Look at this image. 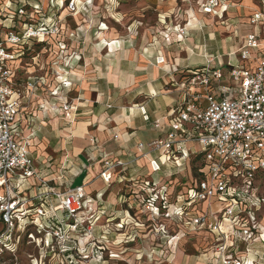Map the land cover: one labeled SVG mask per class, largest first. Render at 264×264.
<instances>
[{
    "label": "crops",
    "instance_id": "0c3cea01",
    "mask_svg": "<svg viewBox=\"0 0 264 264\" xmlns=\"http://www.w3.org/2000/svg\"><path fill=\"white\" fill-rule=\"evenodd\" d=\"M142 2L145 9H154L150 13L153 22L136 18L122 32L102 26L98 30L101 42H91L86 34V42L78 50L80 60L67 56L65 69L58 71L68 83L66 89L60 85L57 95L51 91L38 95L36 85L25 92L17 137L31 140L35 174L19 186L17 197L32 193L30 200L36 203L29 201L30 205L38 204L34 197L41 180H45L54 191L83 185L89 199L87 213L95 207L118 213L126 201L131 209L145 207V189L152 180L161 186L183 171L162 166L161 171L153 173L150 159L158 152H151L148 144L165 136V124L171 110L183 99L182 82L189 72L206 65L209 58L211 66L225 70L239 63L256 65L259 50L252 51L250 60H243L240 50L248 34L257 32L264 37V21L248 24L240 34L230 27L218 30L216 18L226 9L222 5L217 14H208L199 6L195 10L194 0ZM175 25L184 27L185 36ZM219 33L223 43L216 45L213 42L219 41ZM157 57L164 61L158 62ZM23 61L16 62L20 73L17 83L25 82L36 71L35 66L31 71L32 65H24ZM58 84L56 81L54 87ZM37 98L45 111L49 109L51 118H45L44 110L37 113ZM58 100L71 106L64 120L57 114L58 104H63ZM141 107L150 120L143 118ZM156 119H162V129L154 127ZM108 159L120 160L121 164L115 165L111 179L105 180L102 172ZM29 184L36 187L26 193L24 190L31 188ZM52 204L57 206V200Z\"/></svg>",
    "mask_w": 264,
    "mask_h": 264
},
{
    "label": "built area",
    "instance_id": "2783aa9c",
    "mask_svg": "<svg viewBox=\"0 0 264 264\" xmlns=\"http://www.w3.org/2000/svg\"><path fill=\"white\" fill-rule=\"evenodd\" d=\"M220 1L204 0L203 10L217 14ZM34 6L37 9V4ZM18 13L20 17L28 16L22 6ZM15 15L12 12L5 19ZM261 21L264 10L255 12L250 19L252 25ZM23 26L19 33L15 26L0 23V187L7 191L0 220L10 228L15 221L27 223L29 219L41 233L58 210L67 220L74 219L75 226L81 213L88 209L89 199L83 185L54 191L45 180H41L44 188L34 197L37 205L12 196L14 188L35 174L30 139H19L17 133L22 99L27 89L37 85V76L30 75L25 82L17 83L20 73L16 62L29 50L24 43L37 40L39 32L31 21ZM180 32L184 34L183 29ZM253 50H259L255 66L239 63L225 70L211 66L209 58L206 65L191 70L182 82L183 99L171 110L165 124V136L148 144L151 152H158L150 159L153 173L161 171L162 166L185 170L192 156L201 163L196 183L175 196L168 183L159 186L158 181L152 180L145 189V206L151 211L165 209L166 216L176 214L190 227L208 229L219 238L231 236L232 240L252 238L257 212L264 207V196L255 189L257 178L264 177V37L257 32L248 34L240 50L241 58L252 59ZM156 60L163 62L164 58ZM52 94L57 95L58 88ZM68 108L71 106L65 105ZM141 112L145 120H150L144 107ZM153 125L164 127L162 119H156ZM192 145H198L199 150H193ZM139 146L143 148L144 144ZM104 163L102 177L110 180L111 169L121 161L108 159ZM52 200H57V206ZM199 207L204 208L203 212Z\"/></svg>",
    "mask_w": 264,
    "mask_h": 264
},
{
    "label": "rangeland",
    "instance_id": "374dc122",
    "mask_svg": "<svg viewBox=\"0 0 264 264\" xmlns=\"http://www.w3.org/2000/svg\"><path fill=\"white\" fill-rule=\"evenodd\" d=\"M194 1L195 10L197 6L203 9L204 0ZM221 5L226 9L225 12L221 10L223 17L216 18L218 30L230 27L240 34V29L243 31L251 24L252 15L264 10V0H221ZM21 6L28 16H19ZM12 12L16 13L15 17L6 20L5 17ZM150 13H154V9H145L142 0H81L80 3L75 0H0L1 24L15 26L19 33L24 29V22L37 24L39 37L23 45L29 49L23 57V64L32 65L31 71L35 66L36 71L31 74L37 76L38 95L50 91L52 94L60 85L66 89L68 85H64V81H67L58 71L65 69L67 56L80 60L78 50L86 42V34L91 42H101L102 39L98 38L100 27L122 32L128 30L136 18L153 22ZM175 26L185 36L184 27ZM220 36L219 33V41L214 44L223 43ZM56 81L59 84L55 88ZM59 102L63 104H58L60 110L57 114L62 120L66 117L67 104L63 100ZM42 110L46 112V119L52 117L49 109L45 111L37 98V113ZM192 147L199 150L198 145ZM200 163L199 158L192 156L185 170L170 177L169 190L173 196L196 183ZM29 186L28 191L24 190L26 193L36 187ZM43 188L41 185L39 190ZM255 189L264 196V177L257 178ZM17 191L18 188H14L12 196H19ZM31 194L29 192L24 198L28 204L33 200ZM6 195V189L0 187V198L3 197L0 207L2 203L6 204ZM126 202L120 213L118 210L114 214L113 211L107 213L96 207L88 213L86 210L75 226V220H67L59 210L55 219L44 224L41 233L29 219L27 223L15 221L10 228L0 220V264H264V207L257 212V227L252 238L246 241L232 240L231 236L219 238L208 229L190 227L176 214L166 216L165 209L151 211L146 206L131 209ZM198 210L203 212L204 208Z\"/></svg>",
    "mask_w": 264,
    "mask_h": 264
},
{
    "label": "bare ground",
    "instance_id": "6f19581e",
    "mask_svg": "<svg viewBox=\"0 0 264 264\" xmlns=\"http://www.w3.org/2000/svg\"><path fill=\"white\" fill-rule=\"evenodd\" d=\"M75 1H78L79 3L81 2V0H75ZM106 27V26H105Z\"/></svg>",
    "mask_w": 264,
    "mask_h": 264
}]
</instances>
